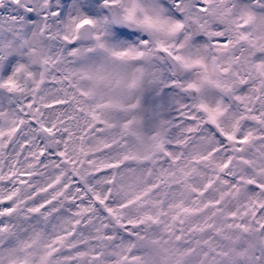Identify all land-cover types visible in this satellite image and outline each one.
Instances as JSON below:
<instances>
[{"label":"snow or ice","instance_id":"snow-or-ice-1","mask_svg":"<svg viewBox=\"0 0 264 264\" xmlns=\"http://www.w3.org/2000/svg\"><path fill=\"white\" fill-rule=\"evenodd\" d=\"M0 264H264V0H0Z\"/></svg>","mask_w":264,"mask_h":264}]
</instances>
